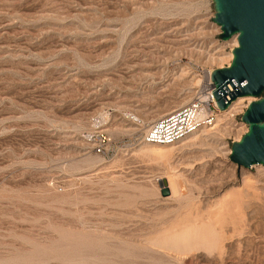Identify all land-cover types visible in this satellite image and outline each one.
Segmentation results:
<instances>
[{
	"label": "rangeland",
	"instance_id": "obj_1",
	"mask_svg": "<svg viewBox=\"0 0 264 264\" xmlns=\"http://www.w3.org/2000/svg\"><path fill=\"white\" fill-rule=\"evenodd\" d=\"M214 13L0 0V264H264V164L229 157L245 102L207 136L142 142L228 64Z\"/></svg>",
	"mask_w": 264,
	"mask_h": 264
},
{
	"label": "water",
	"instance_id": "obj_2",
	"mask_svg": "<svg viewBox=\"0 0 264 264\" xmlns=\"http://www.w3.org/2000/svg\"><path fill=\"white\" fill-rule=\"evenodd\" d=\"M213 21L220 37L236 36L229 66L214 69L211 75L213 96L218 108L226 109L240 96H249L241 115L247 131L231 144L230 160L251 167L264 164V0H213ZM228 84L233 85L229 99L223 98Z\"/></svg>",
	"mask_w": 264,
	"mask_h": 264
},
{
	"label": "built area",
	"instance_id": "obj_3",
	"mask_svg": "<svg viewBox=\"0 0 264 264\" xmlns=\"http://www.w3.org/2000/svg\"><path fill=\"white\" fill-rule=\"evenodd\" d=\"M208 82L206 89H201L187 103L180 105L151 121L144 132L142 142L148 145L172 146L181 142L184 138L201 131L204 128H212L216 125L220 109L213 96V85ZM247 105H243L244 112ZM245 129L240 137L247 131V125L242 122ZM93 149L96 153H102L109 138L101 132L91 134ZM237 138L233 139L235 141Z\"/></svg>",
	"mask_w": 264,
	"mask_h": 264
},
{
	"label": "bare ground",
	"instance_id": "obj_4",
	"mask_svg": "<svg viewBox=\"0 0 264 264\" xmlns=\"http://www.w3.org/2000/svg\"><path fill=\"white\" fill-rule=\"evenodd\" d=\"M218 26V25H217ZM219 27V26H218ZM228 41V43L229 42H231V45H232V47H231V49H230V51L228 52V57H229V61H228V64L226 65V66H224V67H227V66H229L230 65V63H231V61H232V58H233V55H232V49L234 48V47H236L237 46V39H236V36L234 35V36H232L229 40H227ZM226 43V42H225ZM224 55V54H223ZM215 57V56H214ZM213 57V58H214ZM223 57H225V56H223ZM216 59V58H215ZM214 59V60H215ZM218 59H220L219 57H218ZM224 59V58H223ZM228 60V59H227ZM217 61V60H216ZM219 61V60H218ZM220 68H223V66L222 67H220ZM212 72H213V70L212 71H210V73H209V76H208V82L210 83V84H212L213 85V83H212V80H211V75H212ZM211 85V86H212ZM226 90H227V92H225V94L223 95V98H225V99H229V92L230 91H232L233 90V85L232 84H228L227 85V87H226ZM252 100H254L252 97H249V96H240V97H237L235 100H233L231 103H230V105L226 108V109H221L220 110V113L218 114V119H217V122H216V125H218V123L220 122V120L222 119L221 118V116H225V114L227 113V112H230L231 110H233V109H235L236 107H238L239 108V105H241L243 102H245V105H248L249 104V102H251ZM183 104H185V102H181L179 105H176V106H174V107H171L170 109H168L167 111H170V110H172V109H174V108H176V107H178V106H180V105H183ZM165 113V112H164ZM106 115V113H103V115ZM107 114H108V112H107ZM129 117H136V116H134V115H132V114H130V113H126ZM137 118V117H136ZM132 119V118H131ZM222 121V120H221ZM216 125H214L212 128H214ZM209 129H211V128H204V129H201V133H203V135L204 136H207V134L205 133V132H207V130H209ZM246 130H247V127H246ZM199 132V133H200ZM210 133V132H209ZM212 133V132H211ZM202 135V136H203ZM199 135H198V133H194V134H192V135H190V136H188V137H186V138H184L183 140H186V139H188V138H197ZM182 140V141H183ZM239 140V136L237 137V139L235 140V141H238ZM149 146H154V145H149ZM155 146H157V145H155ZM173 146V145H172ZM167 147H169V146H167ZM157 149L159 148H165V146H162V147H156ZM170 148V147H169ZM158 149V150H159ZM229 153H231V149L229 150ZM86 158V157H85ZM92 159L90 158V161H91ZM82 161H84V160H82ZM81 162V161H80ZM85 162V161H84ZM89 162V161H88ZM257 166V165H256ZM259 166V165H258ZM171 188H172V190H174L175 188H176V186H174V187H172L171 186ZM37 246V245H36ZM58 250V249H57ZM76 250V249H75ZM103 253V252H102ZM119 254V253H118ZM86 257V256H85ZM97 258V257H96ZM80 259V258H79ZM83 259V258H82ZM14 261V260H13ZM64 261V260H63ZM8 262V261H7Z\"/></svg>",
	"mask_w": 264,
	"mask_h": 264
}]
</instances>
